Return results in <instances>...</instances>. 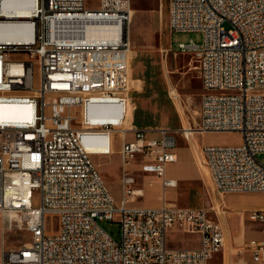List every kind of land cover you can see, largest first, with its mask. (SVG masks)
<instances>
[{
	"label": "built area",
	"instance_id": "obj_1",
	"mask_svg": "<svg viewBox=\"0 0 264 264\" xmlns=\"http://www.w3.org/2000/svg\"><path fill=\"white\" fill-rule=\"evenodd\" d=\"M132 12L130 0H98L96 9L85 0H0V28L17 35L0 38V106L21 109L0 117V215L28 234L4 248L2 223L0 264H207L226 241L210 215L227 214L223 201L209 209L131 204L142 193L126 171L137 156L143 172L176 184L165 167L176 160L177 135L190 142L197 133L239 132L238 144L200 146L201 165L219 196L264 192V0H168V30L200 35L176 46L195 57L201 95L195 125L160 128L156 138L129 120ZM116 134L118 202L93 161L113 151ZM115 214L119 242L99 224ZM247 217L262 224L245 245L264 264V209ZM173 226L199 234V247H168Z\"/></svg>",
	"mask_w": 264,
	"mask_h": 264
},
{
	"label": "rangeland",
	"instance_id": "obj_2",
	"mask_svg": "<svg viewBox=\"0 0 264 264\" xmlns=\"http://www.w3.org/2000/svg\"><path fill=\"white\" fill-rule=\"evenodd\" d=\"M85 3L88 9H96L98 0H85ZM151 6V0H132L133 10L135 7L142 8V10L144 9V15L141 19L136 18L133 25L134 29L132 28L133 18L131 22L130 44L133 50L129 68L131 76L134 72L135 61H141L136 69L138 72L137 81L133 82L131 80V84L135 85L137 83L136 87L138 88L141 85L143 88L142 93L145 97L154 95L157 99L158 96L165 95L168 106L171 105V100H173L184 124L181 126H193L198 121L197 111L201 95L198 63L192 54L177 52L176 44L179 41H188L190 38L199 41L200 35L193 32L181 33L168 30L166 0H163L161 8H158V10H149ZM140 16L141 14L138 15V17ZM161 42L166 46L162 45ZM171 88L175 90L176 94L174 96L170 93ZM179 103L180 108H178ZM71 113L77 116L79 108L73 107ZM198 140L205 141L207 144L234 145L241 142V135L239 132H214L202 138L200 137ZM114 141L115 149L112 154L95 155L93 156V161L98 166L112 195L116 200H119L121 196L119 176L122 172V166L117 153L120 145V138L117 134L114 136ZM259 158L264 163V155H260ZM135 164L136 162L131 160L126 168L134 171L137 176L136 184L144 187L145 179L137 175ZM37 195L38 192L34 191V203L37 202ZM224 195L223 199L227 204L228 212L225 216H218V218L225 227H228L227 230L229 231L223 249L211 258L209 264H223L224 260L231 262V259H233V264H240L238 262L240 257L250 258V252L245 245L247 240L254 236L261 237V223L249 220L247 215L249 210L264 203V194L247 192L226 193ZM221 199L212 190L205 177L198 179L194 183L193 204L196 207H208L214 201H221ZM145 202H148L147 195L132 204L142 207ZM2 221L0 215V236L1 225L2 223L5 225V222ZM99 224L114 240L120 241L121 229L117 214H115L113 219L99 220ZM46 226L49 232L57 231V219L54 215L46 216ZM177 231L180 232L172 235L179 243L196 238L195 235L184 233L181 230ZM3 236L4 248L15 247L28 239V234L24 230H19L15 227L7 228L6 225L4 226ZM245 236H247V239ZM247 264L254 263L250 260V263Z\"/></svg>",
	"mask_w": 264,
	"mask_h": 264
},
{
	"label": "crops",
	"instance_id": "obj_3",
	"mask_svg": "<svg viewBox=\"0 0 264 264\" xmlns=\"http://www.w3.org/2000/svg\"><path fill=\"white\" fill-rule=\"evenodd\" d=\"M163 0H151V8L149 10H158V8H161ZM167 7H168V0H166ZM131 8L132 7V0H130ZM98 7V5H97ZM96 7V8H97ZM143 11L142 8L135 7L133 12V23L132 28L134 29V21L137 19H141L143 17ZM141 14L140 17L138 15ZM168 19V16H167ZM132 29V30H133ZM130 32H131V25H130ZM162 45L166 46L163 42H161ZM170 46V45H168ZM179 52V51H177ZM141 63L140 60L135 61V68L134 72L131 76L130 73V90H129V96H130V102L128 105V114H129V120L132 122L133 125H135L139 129H144L146 132L147 138H156L158 137V129L160 128H177L181 125H184L182 122V119L178 113L177 107L173 100H171V105L168 106L167 104V97L165 95L156 99L153 96L145 97L142 93L143 88L140 85V88L136 87L135 85L131 84V80L133 82L137 81V66ZM178 106V105H177ZM178 108H180V103ZM210 133L214 132H203V133H197L192 136V140L188 142L185 140L182 136L177 135L176 136V146L174 148V152L176 154V160L174 162L168 163L165 167V177L174 179L176 181V184L173 186H163L161 178L156 176L155 174H152L150 172H143L141 170V157L137 156L136 158L132 159V161L136 162V173L140 177L145 179L144 187H141L137 185V181H135L134 187L137 189H141L142 193L140 195H137L135 199L131 202V204L147 195L148 202H145L142 207H159L163 204L169 205V206H175V207H196L193 204V186L194 183L202 178L205 177L211 186L212 190L213 186L211 183V179L209 174L205 171V169L201 165L202 161V155L200 152V146L203 144H207V142L199 141L198 138H202L203 136H206ZM198 141H197V140ZM194 142V143H193ZM190 143V144H189ZM115 149V141L113 146V151L108 154H94L95 155H110L114 152ZM119 149V146H118ZM117 149V153H118ZM121 164V162H120ZM97 166V165H96ZM98 168V166H97ZM99 170V169H98ZM126 171L137 178V176L134 174L133 170H128L126 168ZM100 172V171H99ZM101 175V173H100ZM102 177V175H101ZM121 174L119 176L120 181ZM103 179V177H102ZM104 181V179H103ZM106 184V182L104 181ZM107 185V184H106ZM120 185V182H119ZM108 187V186H107ZM146 187V188H145ZM109 189V187H108ZM110 191V189H109ZM121 191V187H120ZM111 192V191H110ZM264 194V192H261ZM112 194V193H111ZM225 195L220 196L225 203V200L223 199ZM114 197V196H113ZM121 198V196H120ZM119 198V200H120ZM115 199V197H114ZM116 200V199H115ZM119 200H116L117 202ZM218 200L214 201V203L210 204L208 207L202 206L203 208H211L213 205L218 204ZM134 205V204H133ZM226 207L227 204L225 203ZM228 208V207H227ZM254 209H264V203L259 204ZM210 215L212 218L220 220L218 216H225L216 214L214 211L210 212ZM223 223V222H222ZM224 225V224H223ZM225 227V226H224ZM228 227H225L226 236L229 230H227ZM262 228V224H261ZM260 228V230H261ZM177 230H181L178 226H173L171 229H169L166 233V245L171 248H197L200 245V235L196 233H187L195 235L196 238L192 240H185L184 242L179 243L178 240L172 235L174 233L180 232ZM182 231V230H181ZM261 235V231H260ZM171 237V238H170ZM247 239V236H245ZM260 238V237H259ZM258 237H251L250 239H259ZM248 239V240H250ZM183 240V239H181ZM247 240V241H248ZM220 252V251H219ZM215 255V254H214ZM213 255V256H214ZM212 256V257H213ZM211 260V259H210ZM209 260V261H210ZM251 258H239L240 264H247L250 263ZM209 261L207 264H209ZM233 264V259H231V262L227 260L223 261V264Z\"/></svg>",
	"mask_w": 264,
	"mask_h": 264
},
{
	"label": "bare ground",
	"instance_id": "obj_4",
	"mask_svg": "<svg viewBox=\"0 0 264 264\" xmlns=\"http://www.w3.org/2000/svg\"><path fill=\"white\" fill-rule=\"evenodd\" d=\"M14 6H16L15 4H13ZM6 6H11L9 5H5ZM132 17H133V12H132ZM132 17L130 20V25L132 22ZM0 38H5V39H16L17 35H16V28H0ZM171 95L174 96L175 90L173 88H171ZM21 114V109L15 106H0V117H7V116H14V115H19ZM10 218H12V216H9ZM8 217V218H9Z\"/></svg>",
	"mask_w": 264,
	"mask_h": 264
}]
</instances>
